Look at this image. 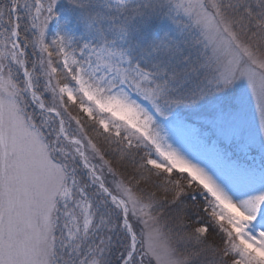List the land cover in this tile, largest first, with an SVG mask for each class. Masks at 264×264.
Segmentation results:
<instances>
[{"label":"snow or ice","instance_id":"snow-or-ice-1","mask_svg":"<svg viewBox=\"0 0 264 264\" xmlns=\"http://www.w3.org/2000/svg\"><path fill=\"white\" fill-rule=\"evenodd\" d=\"M0 264H264V0H0Z\"/></svg>","mask_w":264,"mask_h":264}]
</instances>
